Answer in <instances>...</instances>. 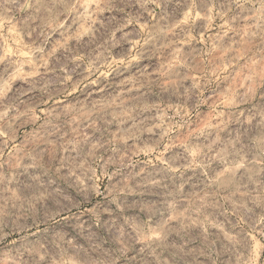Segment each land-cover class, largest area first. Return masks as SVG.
I'll use <instances>...</instances> for the list:
<instances>
[{"label":"clouds","instance_id":"clouds-1","mask_svg":"<svg viewBox=\"0 0 264 264\" xmlns=\"http://www.w3.org/2000/svg\"><path fill=\"white\" fill-rule=\"evenodd\" d=\"M0 264H264V0H0Z\"/></svg>","mask_w":264,"mask_h":264}]
</instances>
